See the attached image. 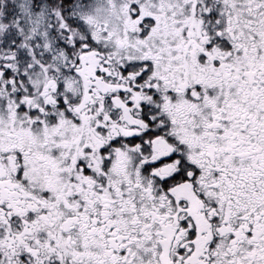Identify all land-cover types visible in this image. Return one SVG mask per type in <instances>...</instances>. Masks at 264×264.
I'll return each instance as SVG.
<instances>
[{
  "label": "snow or ice",
  "instance_id": "6c2138e0",
  "mask_svg": "<svg viewBox=\"0 0 264 264\" xmlns=\"http://www.w3.org/2000/svg\"><path fill=\"white\" fill-rule=\"evenodd\" d=\"M0 264H264V0H0Z\"/></svg>",
  "mask_w": 264,
  "mask_h": 264
}]
</instances>
